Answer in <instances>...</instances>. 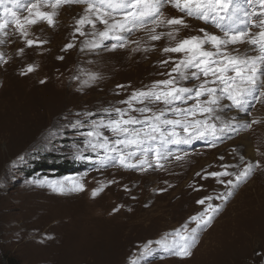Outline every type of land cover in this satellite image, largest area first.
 Listing matches in <instances>:
<instances>
[{
    "label": "rangeland",
    "instance_id": "rangeland-1",
    "mask_svg": "<svg viewBox=\"0 0 264 264\" xmlns=\"http://www.w3.org/2000/svg\"><path fill=\"white\" fill-rule=\"evenodd\" d=\"M30 2L19 0L14 8L21 19L28 15L24 7ZM5 6L13 8L7 0ZM41 10L52 11L47 7ZM56 11L54 27L39 21L26 26L25 37L9 24L5 33H0V264H223L231 259L237 260L235 264H264L260 236L251 242L256 246L253 250H245L247 239L244 246L234 242L256 222L264 233V199L257 196L264 183V169L255 180L257 170L241 183L227 202L215 197L229 189L208 176L230 165L227 171L233 175L221 179L235 181V174L249 163L242 137L264 148V123L233 133L231 139L218 141L215 147L204 140L179 145L183 150L201 147L194 152H178L177 145H169L172 155L159 161L162 167H156L154 154L148 157L152 167L140 166L143 157L139 155L128 157L136 167H124L118 158H106L117 153L93 150L87 144L92 121L107 122L109 112L116 118L114 110H128L122 101L133 92L169 78L167 73L174 64L161 66L162 61L171 57L178 62L183 54L164 53V47L202 35L200 28L222 33L210 24L185 17L190 27L181 30L176 40L164 36L152 41L148 29H142L126 34L130 36L127 47L106 40L102 47L93 49L89 46L95 39L90 35L91 27L83 29L88 35L76 32L84 7L63 6ZM163 11L166 18L183 15L171 6ZM4 15L0 7V21ZM97 28L103 25L97 24ZM167 31L157 28V32ZM27 40L34 41L33 45ZM69 44L73 47L68 48ZM230 47L245 52L250 46ZM30 66L34 69L31 72ZM200 82L181 83L195 87ZM134 107L143 105L134 103ZM151 107L159 112L164 105ZM225 109L220 115L230 120L236 110ZM244 114L241 112V120L234 122L264 121V101ZM130 115L144 119L138 112ZM100 131L115 147L112 132L106 128ZM177 155L182 158L177 160ZM63 165L64 173L59 174ZM57 182L65 183L63 194L49 187ZM74 184H82L83 191H67ZM207 196L214 197L211 203L220 211L201 231L192 217L205 211L208 202L200 205L197 201ZM193 229L200 234L191 257L181 258L158 243L170 244L177 231L190 233ZM145 245H150L149 255L143 254Z\"/></svg>",
    "mask_w": 264,
    "mask_h": 264
},
{
    "label": "snow or ice",
    "instance_id": "snow-or-ice-1",
    "mask_svg": "<svg viewBox=\"0 0 264 264\" xmlns=\"http://www.w3.org/2000/svg\"><path fill=\"white\" fill-rule=\"evenodd\" d=\"M7 3H11L13 8L5 6L6 0H0V7L4 8L5 13L4 19L0 21V33H5L7 26L13 24L25 37L26 26L39 21L54 27L55 17L58 15L56 9L82 5L84 14L76 21V32L81 36L88 35L83 29L90 26V35L95 39L89 42V46L93 49L102 47L106 40L117 42L119 47H127L130 36L126 34L142 29H148L152 41H159L164 36L169 40H176L181 30L190 27L185 22V17L210 24L222 33L217 35L200 28L198 31L202 35L189 36L177 41L175 46L164 47V53L183 54L178 62L171 57L162 61L161 66L170 62L174 64L167 73L169 78L157 81L147 90L133 92L128 100L122 101L128 104V110H114L116 118H112L109 112L107 122L103 119L92 121L94 127L86 133L91 138L87 144L93 150L102 148L106 153H117L116 156L106 158H118L124 167H136L128 162V157L137 155L143 157L139 161L140 166L152 167L149 154H154L156 167H162L159 161L172 155L169 145L179 146L191 144L194 140H204L215 147L218 141L231 139L233 133L247 131L252 124L264 123L253 119L236 124L235 117L224 120L220 115L225 108L250 114L256 103L264 101V0H31L24 7L28 15L23 19L14 10L19 5V0H7ZM167 6L183 15L166 18L163 10ZM42 7L51 8L52 11H42ZM97 24L103 25V28L98 29ZM241 24L245 26L238 27ZM159 27H165L168 31L157 32ZM252 28L257 31L253 33ZM27 43L32 46L34 41L27 40ZM136 43L139 44V41ZM240 44L250 47L245 52L230 47ZM67 47L71 48L73 45L69 44ZM2 59L0 56V60ZM33 70L31 66L28 68L29 72ZM189 80L201 82L195 87L182 85L181 82ZM189 101L192 103L189 104ZM224 101L230 103L224 104ZM134 103L143 107L136 108ZM153 104H163L164 108L156 112L151 107ZM131 112L140 113L144 119L130 115ZM149 113L151 115H147ZM77 125L82 126L79 121ZM101 128L108 129L116 137L115 147L103 137ZM257 152L264 155L259 153V149ZM175 158L179 160L182 157L177 155ZM240 159L243 161L244 157L241 156ZM223 167L225 171L211 172L208 176L216 178L229 189L215 197L227 202L235 189L246 182L262 164L259 161L247 163L235 174V181L221 179L233 175L227 171L230 165ZM49 187L60 194L66 190L64 182L53 183ZM67 191H83V185L74 184ZM95 195L97 192H93V196ZM213 199L214 197L207 196L197 201L200 205L208 202L204 212L192 217L197 229L201 231L211 225L214 216L220 211L219 207H214L211 203ZM197 229L190 233L177 231L170 244L163 240L158 243L174 250V254L181 258L191 257L192 249L199 239L200 232ZM150 252V245H145L143 254L149 255ZM133 264L137 262L134 261Z\"/></svg>",
    "mask_w": 264,
    "mask_h": 264
},
{
    "label": "bare ground",
    "instance_id": "bare-ground-1",
    "mask_svg": "<svg viewBox=\"0 0 264 264\" xmlns=\"http://www.w3.org/2000/svg\"><path fill=\"white\" fill-rule=\"evenodd\" d=\"M194 23H196V22H194ZM249 49V48H248ZM228 104V103H227ZM226 110V109H225ZM234 117H235V121H237V122H239V120H241V117H242V115H241V112H234ZM245 115V114H244ZM224 116V115H223ZM232 116V115H231ZM228 118V116H224V118ZM244 120H246V118H244ZM243 122H245V121H243ZM242 122V123H243ZM235 123V122H234ZM236 124H238V123H236ZM246 136H244V137H242V138H244L243 139V143H242V145H243V152L245 153V157L249 160V162L250 161H259V162H261V164H262V167L261 168H259V169H257V171H256V173H255V175L253 176V180H255L256 179V177H257V175L259 174V172L261 171V169H264V155H261V154H258V152H257V150L259 149V153H264V148H263V146L262 147H258V146H254V144H251V143H249V142H247V138H245ZM262 148V149H261ZM263 178H264V175H263ZM252 180V181H253ZM252 181L250 182V184L252 183ZM262 182V181H261ZM250 184H248V185H250ZM247 185V186H248ZM246 186V187H247ZM246 187H244V188H242L241 189V191H243ZM240 191V192H241ZM263 191V192H262ZM257 196H258V198H262V199H264V183H262L261 185H260V188L258 189V193H257ZM159 217V216H158ZM153 218H157V216H155V217H153ZM215 226V223H213L212 224V228ZM260 226H259V224L256 222V223H254L253 225H252V227H250V229H247L248 231H246V234H244V233H241L240 232V234H239V237L234 241V242H236V244H239V245H241V244H243V246H244V244L246 243V242H244V241H246V239H247V243H248V245H246V247L247 248H245V250H253L256 246H252V243L251 242H253V240H255V238L256 237H258V236H260V238H261V241H262V243H261V246H259V249H261V251L262 252H264V245H263V243H264V233H263V231H261L260 229ZM243 231V230H242ZM241 243V244H240ZM231 248V247H230ZM235 249H237V250H239V251H242L243 250V247H235ZM224 252V251H223ZM225 253H226V251H225ZM220 254V253H219ZM223 254V253H222ZM173 255V254H172ZM171 255V256H172ZM224 255V254H223ZM221 256V255H220ZM229 256V255H228ZM210 257V256H209ZM222 257V256H221ZM230 259H231V257H229ZM214 259V258H213ZM220 259V258H219ZM215 260V259H214ZM218 260V259H217ZM232 260V262L231 263H229V262H227V261H225L223 264H235L236 262H237V260H234V259H231ZM257 260V259H256ZM216 261V260H215ZM210 264H212V262H209ZM222 264V263H221Z\"/></svg>",
    "mask_w": 264,
    "mask_h": 264
},
{
    "label": "trees",
    "instance_id": "trees-1",
    "mask_svg": "<svg viewBox=\"0 0 264 264\" xmlns=\"http://www.w3.org/2000/svg\"><path fill=\"white\" fill-rule=\"evenodd\" d=\"M64 168V165H63V167H59V174H63L64 172H62L61 170Z\"/></svg>",
    "mask_w": 264,
    "mask_h": 264
}]
</instances>
